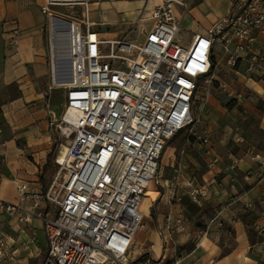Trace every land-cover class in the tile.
Segmentation results:
<instances>
[{"label": "built area", "instance_id": "2783aa9c", "mask_svg": "<svg viewBox=\"0 0 264 264\" xmlns=\"http://www.w3.org/2000/svg\"><path fill=\"white\" fill-rule=\"evenodd\" d=\"M160 1L152 8L153 26L141 42L107 38L94 29L87 0L70 1L65 12L52 7L59 0H47L42 7L49 21L53 82L67 87L66 108L57 127L61 136L70 138L64 160L56 158L59 174L64 172L58 196L54 185L45 192H34L27 182L18 185L21 202L36 201V208L21 220L38 216L45 222L44 264L128 263L143 226L142 203L151 184L158 183L166 144L195 123L199 80L215 69V44L229 52L235 67L237 52L253 49L254 33L264 27V0H247L241 11L184 44L178 40L176 14V5L184 0ZM8 22L15 40L21 32L19 22ZM263 59L256 51L246 73H256ZM66 69L70 76L64 82ZM203 141L214 149L209 138ZM248 153L258 156L252 148ZM4 161L0 157V168ZM1 179L0 172V183ZM41 201L56 203L57 209L48 214L39 208ZM19 210L21 203L0 198V215ZM257 230L264 237V225Z\"/></svg>", "mask_w": 264, "mask_h": 264}, {"label": "crops", "instance_id": "0c3cea01", "mask_svg": "<svg viewBox=\"0 0 264 264\" xmlns=\"http://www.w3.org/2000/svg\"><path fill=\"white\" fill-rule=\"evenodd\" d=\"M70 1L59 0L52 7L65 12ZM87 1L94 29L103 36L116 39L122 38L126 29L142 30L137 22L141 13L138 9L144 6L141 2ZM246 2L184 0V4L176 5L180 18L178 40L189 44L218 20L241 11ZM46 3L47 0H0V157L5 158L0 168V198L22 205L14 215H0V264H44L48 250L44 219L34 216L29 222L21 220L25 212L36 208V201L21 202L18 192L22 182L29 183L34 192L46 191L42 177H48L49 171L44 174V169L51 168L55 134L59 133V110L51 103L56 84L52 77L48 15L42 9ZM14 19L21 30L15 40L13 26L8 22ZM122 20L125 28L120 26ZM183 30L192 36L189 42H185ZM254 35V48L237 52L236 72L241 64L247 69L256 51L264 57V27ZM229 58V52L216 43L215 68L232 67ZM255 74L257 79L248 78L245 85L264 101V59ZM199 93L198 90L194 105ZM242 96L243 92L236 95ZM201 99L197 106L201 112L196 115V123L190 125L197 138L189 137L185 144L183 139L175 141L164 156L161 167L168 173L163 175L159 170L157 194L145 208L141 207L143 226L135 235L127 264H152L150 258L166 264H264V237L257 230L264 225V113L262 135L254 142L224 121H215L228 111L218 99L211 94ZM206 114L210 122L204 120ZM231 129L239 138L233 136L229 143L224 137ZM202 135L215 138L214 149L200 139ZM248 148L258 156L248 153ZM53 206L41 201L39 208L53 214Z\"/></svg>", "mask_w": 264, "mask_h": 264}, {"label": "rangeland", "instance_id": "374dc122", "mask_svg": "<svg viewBox=\"0 0 264 264\" xmlns=\"http://www.w3.org/2000/svg\"><path fill=\"white\" fill-rule=\"evenodd\" d=\"M132 1H138L144 4L142 8H139L138 10L141 11L139 17L137 18V22L142 26V30H129L126 29L123 34L121 35L122 38L133 40L136 42H141L144 40V33L143 30L149 29L153 25V20L151 19V11L152 8L155 6V4H160V0H132ZM79 10V9H78ZM92 20V19H91ZM126 22L121 21L120 26L125 28ZM181 34V33H180ZM183 35L185 37V42H189L191 40V37L185 30H183ZM181 38V35H180ZM233 67V66H232ZM229 67L226 70H222L221 68H215L213 72L207 76L203 77L199 80L200 82V88H199V98L196 100V103L194 105V115L195 119L197 118V113L200 114L201 110L197 107L199 106V102H202V97H207L208 94H211V97H214L218 99L222 104H224V107L228 110L224 117L223 113L221 115H218V118H216V122L222 123L224 121L227 125L232 127L234 131L244 135L245 137L248 136L251 139H254V142H257V140L261 137V127L260 123L262 121V115L264 113V101L261 100L259 95L256 92H252L251 89H249L245 85V81L248 78L257 79V74H252L251 76L249 74H245L246 72V66L245 64H241L239 66V72H236V66L235 67ZM69 70H65L63 79L64 82L69 79ZM233 77L234 79H232ZM54 93L51 96V103L54 105L56 109L59 110L58 113V121H60L61 116L64 113V110L66 108L67 103V87L65 85L59 86L55 85ZM243 92V96L238 98L236 97L237 93ZM202 93H205L204 95ZM241 113V114H239ZM217 116V115H216ZM205 121L210 122L211 118L208 117V115H205ZM197 119L195 120L196 123ZM194 123V124H195ZM191 127L188 126L181 131H179L176 135L177 137H172L166 144V147L163 151V154L160 159V169L163 170V175H167L168 171L161 166L164 165L162 163V160L164 159V156L167 154L169 150H171L173 144L175 141L182 140L184 144L186 143V140L190 138H197L193 133L191 132ZM233 129L230 131L231 133L225 134L226 142L232 143L233 136L238 139L239 137L234 134ZM56 141L55 145L53 147L52 151V157H51V163L49 170L46 167L44 169V174H46L48 171V177H42V181L44 182V188L48 190L53 185V192L55 196H58L60 191V184L63 181L64 172L59 174L60 172V166L56 162V158L58 155L62 152L64 149V146H69L70 144V138L66 136H61L60 133L56 132ZM204 135L201 136V140H204ZM212 143L215 142V138L213 139L210 137ZM175 139V140H174ZM161 172L159 171L158 174V180L160 182ZM160 187V183H157V186L155 184L152 185V188L155 190H158ZM53 209H57L56 203H54ZM110 264H117L114 262H111ZM134 264V263H130Z\"/></svg>", "mask_w": 264, "mask_h": 264}, {"label": "bare ground", "instance_id": "6f19581e", "mask_svg": "<svg viewBox=\"0 0 264 264\" xmlns=\"http://www.w3.org/2000/svg\"><path fill=\"white\" fill-rule=\"evenodd\" d=\"M67 80H68V79H67ZM69 140H70V139H69ZM68 150H69V146H66V145H65V146H64V149L62 150V152L58 155V156H59V159H60L61 161L64 160V158H65V156H66ZM153 184H154V183L151 184L150 190H149V192H148V195H150L149 197H151V198L148 199V198L146 197V198L143 200L142 208H145V206H147V204L150 202V200H151L153 197H155L156 194H157V190H155V189L152 188V185H153Z\"/></svg>", "mask_w": 264, "mask_h": 264}]
</instances>
